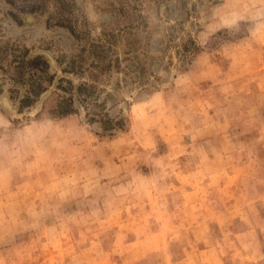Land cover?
<instances>
[{
	"label": "rangeland",
	"instance_id": "rangeland-1",
	"mask_svg": "<svg viewBox=\"0 0 264 264\" xmlns=\"http://www.w3.org/2000/svg\"><path fill=\"white\" fill-rule=\"evenodd\" d=\"M0 264H264V0H0Z\"/></svg>",
	"mask_w": 264,
	"mask_h": 264
},
{
	"label": "trees",
	"instance_id": "trees-1",
	"mask_svg": "<svg viewBox=\"0 0 264 264\" xmlns=\"http://www.w3.org/2000/svg\"><path fill=\"white\" fill-rule=\"evenodd\" d=\"M77 92H79V89L77 90ZM67 113H69V110L61 111V114H67Z\"/></svg>",
	"mask_w": 264,
	"mask_h": 264
}]
</instances>
